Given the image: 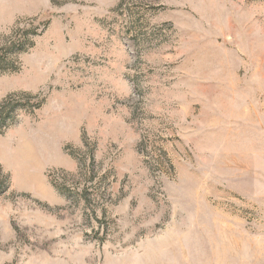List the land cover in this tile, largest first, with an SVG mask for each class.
Wrapping results in <instances>:
<instances>
[{
    "label": "rangeland",
    "instance_id": "obj_1",
    "mask_svg": "<svg viewBox=\"0 0 264 264\" xmlns=\"http://www.w3.org/2000/svg\"><path fill=\"white\" fill-rule=\"evenodd\" d=\"M99 1L0 0V264H264V0Z\"/></svg>",
    "mask_w": 264,
    "mask_h": 264
},
{
    "label": "trees",
    "instance_id": "obj_2",
    "mask_svg": "<svg viewBox=\"0 0 264 264\" xmlns=\"http://www.w3.org/2000/svg\"><path fill=\"white\" fill-rule=\"evenodd\" d=\"M27 34L26 33L24 35V38L23 39H27ZM37 35V34H36ZM27 42V41H26ZM25 41L22 42L21 45H19L18 47H12L13 49H10L9 51H11L12 53H15V52H23L25 51ZM7 69H13V66L11 64H8L6 63L5 61V66ZM21 105H16V104H13L12 102H9V103H1L0 104V128H7L9 126V121H12L14 118H15V112L20 109ZM39 107V106H38ZM5 181L7 182V178L6 177H2L1 173H0V184H2L3 182L5 183ZM58 187V190H59V193L62 192L64 193L63 191V188L61 186H57Z\"/></svg>",
    "mask_w": 264,
    "mask_h": 264
},
{
    "label": "crops",
    "instance_id": "obj_3",
    "mask_svg": "<svg viewBox=\"0 0 264 264\" xmlns=\"http://www.w3.org/2000/svg\"><path fill=\"white\" fill-rule=\"evenodd\" d=\"M115 0H100L99 2H102V5L108 6L110 5L108 2H114Z\"/></svg>",
    "mask_w": 264,
    "mask_h": 264
}]
</instances>
